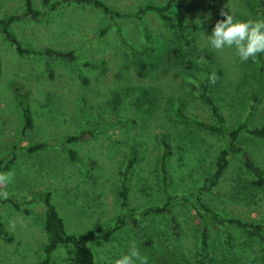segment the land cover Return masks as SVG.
<instances>
[{"label":"rangeland","instance_id":"374dc122","mask_svg":"<svg viewBox=\"0 0 264 264\" xmlns=\"http://www.w3.org/2000/svg\"><path fill=\"white\" fill-rule=\"evenodd\" d=\"M102 1L132 14L108 19L91 5L72 3L38 20H18L10 27L27 48L50 46L74 51L81 63L102 61L104 74L81 65L86 83L60 59L52 62L54 75L48 78L42 58L18 54L0 33V157L13 143L44 144L30 154L17 149L14 164L2 172L14 175L12 182L0 184V192H7V198L15 199L21 210L0 197V221L10 233V239L0 236V264H36L46 241L43 197L47 193L69 233L81 236L114 221L122 212L118 172L130 156L136 160L127 182L128 204L141 229L154 241L148 248L154 250L156 260L149 262L147 255L148 264H163L162 260L166 264H197L201 225L186 203L176 202L178 199L170 203L175 205L176 223L163 215L139 214L144 207L164 201L161 135L166 136L172 151L167 167L170 177L176 175L173 182L183 190L195 189L213 170L224 138L200 128L191 119L178 118L174 108L183 105L187 116L218 125L196 89L206 68L216 76L210 94L225 118L227 135L241 122L249 128L264 124V77L263 84L253 78L257 58L241 62L234 48L216 52L205 38L215 22L223 19L222 10L241 20L259 19L257 0H217L212 9L203 0H174L170 14L198 24L193 50L183 49L173 30L155 12L146 11L140 19L133 14L147 3L158 5L167 0ZM32 5L45 10L42 0H32ZM23 10V0H0V18ZM129 47L145 60L143 77L137 75ZM204 54L209 58L204 59ZM188 62L191 68L186 69ZM15 84L29 91L33 116V127L20 142L23 119L16 106ZM91 130L86 140H65L68 135ZM237 142L261 168V176L244 167L239 153H232L220 183L202 199L224 216L264 224V138L242 129ZM70 150L75 152L74 159L69 156ZM85 171L91 178H86ZM122 229L130 231L127 226ZM208 230L212 258L207 264H263L257 238L228 224L209 222ZM119 233L115 232L109 242L95 245L100 264H114L115 241H111ZM128 236L130 233L120 240ZM89 243L92 249L93 243ZM70 249L60 247L52 256V264H83L81 252Z\"/></svg>","mask_w":264,"mask_h":264},{"label":"trees","instance_id":"16d2710c","mask_svg":"<svg viewBox=\"0 0 264 264\" xmlns=\"http://www.w3.org/2000/svg\"><path fill=\"white\" fill-rule=\"evenodd\" d=\"M174 0H167L164 4H154L147 3L141 7H139L133 14L138 19L141 18V15L146 11H153L156 15L161 19V21L170 29L173 30L175 39L183 46L185 50H193L194 49V37L193 34L198 29V24L193 20H187L185 18L177 17L170 14L169 10L173 4ZM195 1V0H192ZM208 3L207 7L212 9L214 3L217 0H203ZM258 5L256 8V12L259 16L260 20H264V0H257ZM24 2V10L21 13H13L6 15L0 18V33H3L5 38L9 41V43L14 47L16 52L20 55H31L35 57H40L44 61V69L48 78H52L54 75V69L52 66V62L54 59H60L66 62L70 69L77 74L78 78L82 80L83 83L87 82L86 76L83 74L81 70L82 66H90L92 68L98 69V71L102 74L105 72V66L102 61H92V62H80L78 60L77 55L72 50H61L53 47H44L42 49H33L22 46L19 41L14 37L11 32V25L21 19H31L38 20L44 16L48 15V12H53L56 9L65 6L75 4H88L91 5L98 10H100L108 19H116L122 16L131 15L132 13H125L118 11L109 7L102 0H42V5L45 10H38L33 7L32 0H23ZM106 29L103 28L102 33H105ZM119 33H117L118 35ZM119 37V35H118ZM146 37H150L148 33H146ZM122 39V38H120ZM124 45L127 46L126 42H123ZM132 54L134 65L137 70V75L139 77H143L146 73L147 65L145 60L140 55V53L129 47ZM200 55V54H198ZM205 58L208 59L206 54H204ZM257 62L258 65L254 70V80L255 82H260L263 84L264 77V55L263 53L258 54ZM190 62L186 63L188 67L186 69L191 68L189 66ZM1 61H0V75H1ZM213 73L206 68L204 69V75L202 80L196 89L199 91V96L206 105L210 107V110L213 116L217 119L218 125H211L205 123L204 121L195 119L191 116H187L185 112H183L182 107L174 108V112L178 118H188L191 119L197 126L205 129L214 134H219L224 138V146L218 152L216 159L214 161L213 170L208 172L206 176L202 177L200 184L195 189H185L178 188L177 184L173 182L175 177H170L168 173L167 162L169 157L172 155V151L170 150V144L166 139L164 134L161 135L160 142L163 146V151L160 156V170H161V179L163 183V194L164 201L163 203L157 205H148L144 207L139 214L141 216L148 217H158L160 215L166 216L168 221L171 223H176V212L174 211V202L170 204L173 200H177L176 202H184L192 209L198 220H200V234H199V243H198V260L197 264H207L211 260V246L209 243V222L211 224H216L218 226L223 225H234L241 231L246 232L249 236L255 237L260 242V258L261 262L264 264V224L263 223H253L250 221H244L237 217H227L222 215L217 210L209 207L205 204L202 199V195L206 194L212 188H215L221 181L223 173L227 168L229 163V158L232 153H239L241 155L242 163L244 167L253 173L255 176L260 177L262 174V170L256 163L251 159L249 153L245 148L238 144L237 139L239 136V132L243 129L246 133L251 136L264 138V124L258 127L249 128L246 126L245 122H241L236 128L231 130L228 135L224 130V121L225 118L221 113L219 106L216 104L214 99L210 94V77ZM16 90V106L18 107L21 117L23 119L21 129H20V139L19 142L25 139L26 134L33 127V116L30 108L29 100V91L23 87L21 84H15ZM256 98V96H255ZM138 112V111H136ZM135 114V111H133ZM97 124V123H96ZM92 127L94 130L97 128L95 125ZM91 131H83L79 132L75 135L66 136L65 140L67 143L76 142L79 140H86L88 136H91ZM44 147L43 143L33 144L29 146L12 144L9 147L6 155L0 157V173L7 172L10 167L14 164L16 160V150L21 149L25 150L26 153H33ZM69 156L71 159H74L75 152L72 150L69 151ZM135 157L130 156L125 163V167L123 170L118 172L119 179L121 180L117 195L120 198L119 206L122 210L120 214L115 217V220L105 226H97L94 227L87 232L83 233L81 236L76 235L74 233H69L64 225L63 219L59 212L57 211L54 204L50 202L49 193L45 194L43 197L44 203V220L43 226L44 231L46 233V241L42 245L41 249L38 253V260L36 264H52L54 258L52 257L55 252L60 247H70V251L78 250L81 252L82 257L84 258L83 264H100L97 259V253H95V245H100L110 241V238L113 237L115 232H120L116 239L112 240L114 242L113 247L115 250L116 259H118L122 254H125L129 251L130 246L135 243L139 248L142 255H149V262L155 261L156 254L154 250L148 247L154 246V241L147 235L140 227L138 218L136 214L130 209L128 204V179L131 169H133L135 164ZM86 178H91V175L88 171H85ZM176 186V189L173 190L172 186ZM180 189V190H179ZM173 190V191H172ZM16 210H21V205L13 198L6 199ZM25 202V201H24ZM29 202V201H28ZM26 203V202H25ZM23 211V207H22ZM24 212V211H23ZM127 226L130 228V231H125L122 229ZM123 231H122V230ZM130 233L125 240H120L124 238V234L127 235ZM123 234V235H122ZM175 235L174 233H172ZM0 236L7 237L10 239V233L5 229L4 224L0 221ZM226 239L229 240V232L226 233ZM128 240V241H127ZM93 243V248L91 249L89 246L90 243ZM229 242V241H227ZM116 245V246H115ZM147 249L150 251L148 252ZM122 250V251H121ZM159 255L162 254L159 252ZM163 264H166L165 260H162ZM55 262V261H54ZM156 264H159L156 263Z\"/></svg>","mask_w":264,"mask_h":264},{"label":"clouds","instance_id":"9594fccd","mask_svg":"<svg viewBox=\"0 0 264 264\" xmlns=\"http://www.w3.org/2000/svg\"><path fill=\"white\" fill-rule=\"evenodd\" d=\"M220 15L223 19H218L211 34L205 36L212 50L222 52L225 48H234L241 62L254 59L258 54L264 53V20H241L223 10ZM209 79L211 83H215V74ZM13 175L10 172L0 173V184L7 185L12 182ZM0 197L6 199L8 193L0 192ZM114 264H148V257L142 255L133 243L129 251L116 259Z\"/></svg>","mask_w":264,"mask_h":264}]
</instances>
